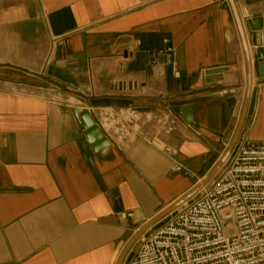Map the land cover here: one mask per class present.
<instances>
[{"label":"crops","instance_id":"crops-1","mask_svg":"<svg viewBox=\"0 0 264 264\" xmlns=\"http://www.w3.org/2000/svg\"><path fill=\"white\" fill-rule=\"evenodd\" d=\"M233 1L253 74L240 137L264 144V0ZM163 38L178 79L150 60ZM245 79L227 0H0V264H116L224 154ZM124 108L145 121L135 140L89 145L77 111L99 126Z\"/></svg>","mask_w":264,"mask_h":264},{"label":"built area","instance_id":"built-area-1","mask_svg":"<svg viewBox=\"0 0 264 264\" xmlns=\"http://www.w3.org/2000/svg\"><path fill=\"white\" fill-rule=\"evenodd\" d=\"M161 46L151 62L170 67L178 79L174 48L166 38ZM99 124L103 138L120 148L145 121L135 108L105 109ZM223 166L212 183L141 236L126 264H264V144L240 137ZM171 168L186 173L176 163Z\"/></svg>","mask_w":264,"mask_h":264},{"label":"water","instance_id":"water-1","mask_svg":"<svg viewBox=\"0 0 264 264\" xmlns=\"http://www.w3.org/2000/svg\"><path fill=\"white\" fill-rule=\"evenodd\" d=\"M228 5L230 7V12L233 16L235 28L237 29L238 32V37L240 40V44L242 45V50H243V56L245 59V74H246V79H245V85H244V96L242 100V108L241 112L238 118V123L237 126L232 134V137L227 144V147L225 148L224 154L221 156V158L218 160V162L213 166L212 171L204 177L195 187H193L191 190L183 194L180 199L177 201L173 202L172 204L168 205L167 208L162 210L161 212L158 213L153 219L142 225L136 234H134L125 244L122 252L120 253L117 263L116 264H123L125 256L128 254V252L133 248L134 244L138 242V240L143 236L145 233H147L154 225L162 221L164 218H166L171 212L177 210L181 206H183L184 203L190 201L193 199L194 196L198 194L199 191H201L204 187L209 185L213 178L221 171V169L224 167L223 165L226 163L228 157L232 153V150L237 143V141L240 138V133L242 131V128L245 123V117L247 114V110L249 107V101H250V96H251V85H252V59H250V50H249V44L247 43L246 40V35H245V29H243V23L240 18V15L237 13L236 7L234 5L233 0H227ZM258 22L254 21L252 23H245V27L249 30L250 34L252 35L250 44H252L253 47H255V33L261 32L262 28L257 25ZM254 59L257 61L256 63V74L258 75L259 78H264V62H263V51L261 48L257 47L254 52ZM225 70L220 69V68H215V69H210L205 72L206 78L210 77H218L219 75L223 74ZM234 100H228L227 104L230 107H233ZM189 111L188 108H182L180 111H176L177 113L182 112V113H187ZM77 114L79 115V118L81 120L82 125H84L85 132H84V138L87 140V143L90 145H95V144H102L103 147L109 146V142L107 139L103 138V135L98 128L96 124L93 123V120L88 114L87 111H77Z\"/></svg>","mask_w":264,"mask_h":264},{"label":"rangeland","instance_id":"rangeland-1","mask_svg":"<svg viewBox=\"0 0 264 264\" xmlns=\"http://www.w3.org/2000/svg\"><path fill=\"white\" fill-rule=\"evenodd\" d=\"M137 248H138V245H137V243H135L132 250L126 255V257L124 259V261H126L125 263H127L129 261V259H131V257L133 256V254L135 253Z\"/></svg>","mask_w":264,"mask_h":264}]
</instances>
